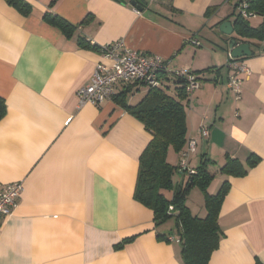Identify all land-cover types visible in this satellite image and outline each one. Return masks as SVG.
Returning <instances> with one entry per match:
<instances>
[{"label":"crops","instance_id":"0c3cea01","mask_svg":"<svg viewBox=\"0 0 264 264\" xmlns=\"http://www.w3.org/2000/svg\"><path fill=\"white\" fill-rule=\"evenodd\" d=\"M25 1L27 17L0 0V189L23 186L0 221V264H183L174 229L156 226L152 211L133 198L151 135L113 100L78 106L77 91L104 62L99 51L78 47V38L96 47L121 40L198 76L200 88L185 107L186 137L197 138L190 166L202 157L217 166L226 157L245 167L255 162L244 176L217 175L207 188L214 195L228 184L218 215L222 238L208 264H264V41L243 42L254 50L241 59L250 73L236 101L226 82L228 44L239 37L216 25L223 20L233 29L234 17L225 18L237 14L239 0H143L141 10L134 0H59L52 11L76 28L71 36L42 21L50 0ZM208 9L214 12L206 17ZM122 92L134 105L146 88L120 83L115 95ZM202 125L207 139L199 137ZM179 153L168 151L169 164L177 166ZM187 177L176 172L174 188Z\"/></svg>","mask_w":264,"mask_h":264},{"label":"trees","instance_id":"16d2710c","mask_svg":"<svg viewBox=\"0 0 264 264\" xmlns=\"http://www.w3.org/2000/svg\"><path fill=\"white\" fill-rule=\"evenodd\" d=\"M58 1H49L42 21L56 28L63 35L71 36L76 28L52 11ZM243 1L247 2L249 13L264 19V0H239L234 8H238ZM4 2L23 17L29 16L32 12L31 6L25 0H4ZM133 2L138 10L145 8L147 4L143 0ZM213 12V9H208L206 17ZM229 17H234L233 31L239 37L238 40L235 39L236 42L243 43L245 39L264 41V21L254 28L249 24V19L242 18L238 12L232 13L225 19ZM87 21V18H84L80 25L86 24ZM222 21L216 25L223 23ZM77 44L80 48L100 52V47L92 46L82 38L77 39ZM211 70L213 69L208 68L205 72ZM197 79L199 80L198 76ZM145 88V95L134 105L127 104L125 99L127 92L114 94L112 98L117 105L141 122L151 135L138 161L133 198L152 211L156 226L164 224L169 218H174V231L181 246L183 264H208L210 256L218 248L222 238V232L218 226V215L228 184L224 182L214 195L207 194V188L217 175L244 176L247 166L255 162L248 160L245 167L238 160L226 157L225 164L217 166L208 158L202 157L198 166L194 168L195 174L187 177L184 187L174 188L172 179L178 171L177 166H172L167 161V153L170 149L180 152L187 142L185 107L188 97L185 94L184 80L170 73L162 74L158 87L146 86ZM5 112L4 101L0 99V120ZM194 188L204 194L205 213L203 215L191 210L186 204L187 196ZM171 191L173 194L167 196L166 193ZM170 207L171 211H169ZM130 240L127 239L124 243Z\"/></svg>","mask_w":264,"mask_h":264},{"label":"built area","instance_id":"2783aa9c","mask_svg":"<svg viewBox=\"0 0 264 264\" xmlns=\"http://www.w3.org/2000/svg\"><path fill=\"white\" fill-rule=\"evenodd\" d=\"M152 2V0H151ZM239 15L244 19L256 16L247 11V2L243 1L237 8ZM194 45H199L195 40ZM100 54L104 62L95 65L89 83L77 91L78 106L85 104L98 106L105 101L112 100L115 88L120 83H134L141 86L156 88L160 85L162 74H173L184 80L185 94L191 97L200 88L197 76L187 68L168 69V61L160 57L148 55L127 48L123 41H116L100 47ZM228 75L226 87L236 101L241 98V86L247 79L250 71L240 59L228 57ZM209 130L206 125L199 129V137L207 139ZM197 138L187 139L184 149L179 153L177 171L187 176L195 174L190 166V157L196 152ZM23 190L21 182L10 183L0 189V221L9 216ZM172 208H169L171 211ZM168 240L173 241L170 237ZM179 243V240L176 239Z\"/></svg>","mask_w":264,"mask_h":264},{"label":"water","instance_id":"95a60500","mask_svg":"<svg viewBox=\"0 0 264 264\" xmlns=\"http://www.w3.org/2000/svg\"><path fill=\"white\" fill-rule=\"evenodd\" d=\"M132 5L135 6V3L133 2ZM218 30L221 34L226 36H231V34L233 33L231 24L227 21L221 23L218 27ZM228 49L230 51L229 55L233 59L241 60L244 58H248L252 55V52L250 51L248 44L241 43L239 45H236V40L234 38L229 41Z\"/></svg>","mask_w":264,"mask_h":264},{"label":"rangeland","instance_id":"374dc122","mask_svg":"<svg viewBox=\"0 0 264 264\" xmlns=\"http://www.w3.org/2000/svg\"><path fill=\"white\" fill-rule=\"evenodd\" d=\"M209 32L208 27H205L203 29V32L200 33L199 38L202 42H204L205 40L203 39L204 36L203 35H207ZM250 49L251 51L254 50V46L250 45ZM208 190H207V194H208ZM190 204L194 205V206H199V207H203V199H204V194L202 192L199 191H195V192H190L189 195L187 196ZM166 223L172 228H175V223H174V218H169Z\"/></svg>","mask_w":264,"mask_h":264}]
</instances>
